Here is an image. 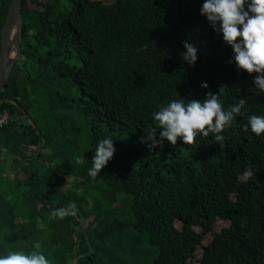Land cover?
<instances>
[{
  "label": "trees",
  "instance_id": "trees-1",
  "mask_svg": "<svg viewBox=\"0 0 264 264\" xmlns=\"http://www.w3.org/2000/svg\"><path fill=\"white\" fill-rule=\"evenodd\" d=\"M10 3L0 0V41ZM203 3L23 0L22 57L0 91V117L9 114L0 126V254L264 264V134L244 130L249 116L264 115V93L256 73L236 67ZM185 41L198 49L194 66L182 58ZM221 87L225 109L246 100L222 147L211 134L193 145L159 141L158 130L159 143L148 139L160 106ZM105 137L116 151L93 181L87 171Z\"/></svg>",
  "mask_w": 264,
  "mask_h": 264
},
{
  "label": "clouds",
  "instance_id": "clouds-1",
  "mask_svg": "<svg viewBox=\"0 0 264 264\" xmlns=\"http://www.w3.org/2000/svg\"><path fill=\"white\" fill-rule=\"evenodd\" d=\"M209 25L217 33L222 34L223 41L233 50V62L240 70L256 73L254 87L264 93V0H204L200 8ZM182 58L188 64L195 65L198 60V49L185 41ZM202 88L209 86L206 82ZM225 91L221 87L218 94L208 93L204 99H173L152 112L154 127L148 132V139L153 145L167 140L175 145L179 140L188 145L195 144L198 136L209 137L221 147L225 140L223 132L242 113L246 104L245 98L225 109L220 96ZM256 136L264 134V115H251L244 127ZM159 131V141L156 133ZM95 154L88 176L95 181L101 171L114 157L116 151L112 137L99 140L95 146ZM76 164H82L80 156L75 158ZM71 206L61 208L53 216L63 218L70 214ZM0 264H50L46 256L39 251L15 250L0 254Z\"/></svg>",
  "mask_w": 264,
  "mask_h": 264
},
{
  "label": "water",
  "instance_id": "water-1",
  "mask_svg": "<svg viewBox=\"0 0 264 264\" xmlns=\"http://www.w3.org/2000/svg\"><path fill=\"white\" fill-rule=\"evenodd\" d=\"M22 4L23 0H11L1 31L0 91L7 85L15 65L22 57Z\"/></svg>",
  "mask_w": 264,
  "mask_h": 264
},
{
  "label": "rangeland",
  "instance_id": "rangeland-1",
  "mask_svg": "<svg viewBox=\"0 0 264 264\" xmlns=\"http://www.w3.org/2000/svg\"><path fill=\"white\" fill-rule=\"evenodd\" d=\"M13 158H14V156H13ZM13 158L7 159L6 160V163H4L5 164V169L6 170H9V173H10L11 177H13L16 174V171L15 170H11V165L14 164L13 163L14 162V159ZM5 175H6V173H3L2 176H1L2 182L5 181V179H4L5 178ZM19 176L21 178H23V174L22 173H20ZM65 189H73V185L70 184V186L69 187H66ZM72 264H75V263H72Z\"/></svg>",
  "mask_w": 264,
  "mask_h": 264
},
{
  "label": "built area",
  "instance_id": "built-area-1",
  "mask_svg": "<svg viewBox=\"0 0 264 264\" xmlns=\"http://www.w3.org/2000/svg\"><path fill=\"white\" fill-rule=\"evenodd\" d=\"M9 121V114L5 112L1 117H0V126L3 124H6Z\"/></svg>",
  "mask_w": 264,
  "mask_h": 264
}]
</instances>
